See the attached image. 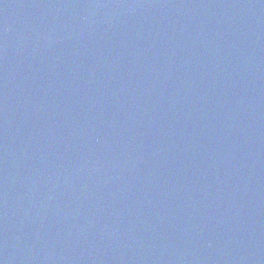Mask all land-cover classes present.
Instances as JSON below:
<instances>
[{
  "label": "water",
  "instance_id": "obj_1",
  "mask_svg": "<svg viewBox=\"0 0 264 264\" xmlns=\"http://www.w3.org/2000/svg\"><path fill=\"white\" fill-rule=\"evenodd\" d=\"M0 264H264V0H0Z\"/></svg>",
  "mask_w": 264,
  "mask_h": 264
}]
</instances>
